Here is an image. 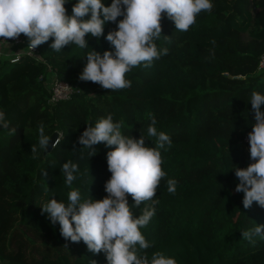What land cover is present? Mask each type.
Returning a JSON list of instances; mask_svg holds the SVG:
<instances>
[{"label":"trees","instance_id":"1","mask_svg":"<svg viewBox=\"0 0 264 264\" xmlns=\"http://www.w3.org/2000/svg\"><path fill=\"white\" fill-rule=\"evenodd\" d=\"M77 2L66 4L69 15ZM103 2L110 6L112 0ZM212 3V11L201 12L188 31L176 30L163 14L155 43L168 53L128 72L126 89L112 91L79 79L88 52H114L106 36L122 16L107 22L99 39L88 34L85 49L69 44L57 52L50 38L43 43L49 48L39 45L34 55L22 54L14 62L0 58V110L10 122L9 128L0 127V264H108L105 252L63 237L42 206L52 198L67 203L72 190L80 192L82 202L108 195L107 153L115 146L94 145L96 154L89 157L91 150L78 140L88 124L109 114L124 135H144L149 147L157 140L147 137L154 116L157 131L172 140L170 148L161 149L167 176L154 197L155 215L141 229L151 244L141 254L151 259L159 251L178 264H264V237H256L255 244L243 238V231L264 225V207L253 202L245 209L244 193L235 191L236 168L254 162L244 135L255 124L251 94H264V69L258 68L264 0ZM56 77L75 87L69 99L50 101L49 83ZM40 125L47 136L58 131L60 143L34 157ZM66 162L79 168L71 186L62 172ZM168 179L178 181L175 194L168 192ZM127 199L136 216L152 203L136 208L132 196Z\"/></svg>","mask_w":264,"mask_h":264},{"label":"clouds","instance_id":"2","mask_svg":"<svg viewBox=\"0 0 264 264\" xmlns=\"http://www.w3.org/2000/svg\"><path fill=\"white\" fill-rule=\"evenodd\" d=\"M69 0H0V38L18 39L21 34L36 47L54 38L51 48L57 52L69 44L81 49L88 47L86 36L99 39L104 36L107 22H117L116 30L109 31L106 39L114 46V52L107 50L103 54L93 50L88 52L87 63L79 76L80 80L98 83L104 89L120 90L131 87L126 74L134 67L143 64L151 66L161 55H167L168 49H158L155 41L162 34L163 14L171 19L176 30L188 31L195 24L201 12H211L212 0H112L110 6L103 0H78L68 14L66 4ZM90 18H86L89 16ZM252 110L255 112V124L249 133L251 163L246 168L237 167L235 175L239 180L235 191L243 192V206L250 208L253 202L264 207V94L254 91L251 94ZM151 124L147 128V137H156V146L149 147L145 136L139 139L122 133V125L114 122L109 114L99 119L95 126L88 127L80 135L78 142L82 149H90L89 157L96 154L94 145L105 143L112 147L107 153L108 170L112 173L106 182L107 196L103 199L81 201L80 192L72 190L68 202L52 198L42 206L53 224L60 225L61 234L72 242L81 240L89 251L106 253L108 264H178L173 257L155 252L151 259L141 254V250L151 247L142 233L155 215L154 199L161 181L167 176L163 170L161 149L171 147L172 140L164 132H158L156 118L150 116ZM0 127L9 128L10 122L4 111L0 110ZM13 133L16 128H11ZM38 145H32L35 157L38 150H47L51 137L44 134V126L39 127ZM58 138L51 146L56 148ZM78 165L72 162L63 164L62 172L69 186L76 180ZM47 176V172L44 173ZM178 181L168 179V192L175 194ZM134 207L146 205L141 214H133ZM256 237H264V225L257 224L243 231V238L256 243ZM95 264V262H94Z\"/></svg>","mask_w":264,"mask_h":264},{"label":"built area","instance_id":"3","mask_svg":"<svg viewBox=\"0 0 264 264\" xmlns=\"http://www.w3.org/2000/svg\"><path fill=\"white\" fill-rule=\"evenodd\" d=\"M0 41L12 43L14 45H22L25 43L26 40L24 39V37H22L20 35V37L18 39H9L7 41V40H4L3 38H1ZM29 43L30 42L25 43V45H23L21 48H19L18 51H16L13 55H11L8 58L9 61H11V62L17 61L22 54H28V55L36 54L38 48L36 47L34 50H32L31 48L28 47ZM258 68L264 69V52L261 53V55L259 57ZM49 86H50V90H51L50 101H52V102H57V101L63 100V99H69L75 90V87L72 84H70L67 81L58 79L57 77L53 78L52 81H50ZM252 130H253V128L248 130L245 133V135H244V141L245 142H249V133Z\"/></svg>","mask_w":264,"mask_h":264},{"label":"crops","instance_id":"4","mask_svg":"<svg viewBox=\"0 0 264 264\" xmlns=\"http://www.w3.org/2000/svg\"><path fill=\"white\" fill-rule=\"evenodd\" d=\"M22 45H13L11 43L8 42H2L0 41V58H4V57H10L11 55H13L16 51L19 50V48H21Z\"/></svg>","mask_w":264,"mask_h":264},{"label":"water","instance_id":"5","mask_svg":"<svg viewBox=\"0 0 264 264\" xmlns=\"http://www.w3.org/2000/svg\"><path fill=\"white\" fill-rule=\"evenodd\" d=\"M58 136H59V132L58 131H54L52 133V135L50 136L51 140H50L49 147H48V149L46 151L45 150L43 151L44 153H47V152H49L52 149L51 145L56 141V139H58Z\"/></svg>","mask_w":264,"mask_h":264},{"label":"rangeland","instance_id":"6","mask_svg":"<svg viewBox=\"0 0 264 264\" xmlns=\"http://www.w3.org/2000/svg\"><path fill=\"white\" fill-rule=\"evenodd\" d=\"M53 42H54V41H52L51 44H52ZM47 48H49V44H43V43H42V44L40 45V49H41V50H43V49H47ZM5 58L8 59V57H4V58L2 57V59H5Z\"/></svg>","mask_w":264,"mask_h":264}]
</instances>
